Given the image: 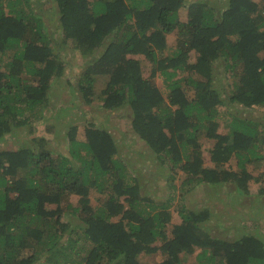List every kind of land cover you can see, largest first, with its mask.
Listing matches in <instances>:
<instances>
[{"label": "trees", "instance_id": "16d2710c", "mask_svg": "<svg viewBox=\"0 0 264 264\" xmlns=\"http://www.w3.org/2000/svg\"><path fill=\"white\" fill-rule=\"evenodd\" d=\"M46 1L57 11L58 41L32 8L36 1L0 0V140L48 107L65 70L59 50L68 46L86 60L75 89L69 84L79 102L128 108L131 129L167 186L181 173L183 187L233 186L238 205L264 202V186L252 192L257 177L247 168L264 159V111L256 109L264 108V0ZM221 106L227 132L219 129ZM81 123L61 135L65 152L55 154L44 136L0 149V264H144L142 254L157 253L156 264H184L197 249L198 264H264L260 213L232 238L213 233L209 203L197 210L181 204L172 221L173 195L145 194L143 167L132 170L109 129Z\"/></svg>", "mask_w": 264, "mask_h": 264}, {"label": "rangeland", "instance_id": "374dc122", "mask_svg": "<svg viewBox=\"0 0 264 264\" xmlns=\"http://www.w3.org/2000/svg\"><path fill=\"white\" fill-rule=\"evenodd\" d=\"M36 1V4H32V8L35 12L41 13L44 18V23L46 24V29L54 39L60 40V33L56 27L57 11L54 7L53 2H47L46 0H31ZM260 2L261 0H256ZM186 15V8H181L179 11V16L184 19ZM169 45H174V35L170 34L168 36ZM66 46L63 50H59L64 57L65 70L64 73L55 81L49 92L48 99L49 105L45 108H37L35 111L36 117L32 118V125L28 127L27 125L14 128L10 135L6 134L4 140H0V149L15 148L18 146L20 141L25 140L29 143V139L32 137H48L50 141L49 146L53 148V152H65L62 149V144L60 137L65 133L67 127L71 124H78L81 130L83 125L81 122H96V124H101L107 129L115 138L117 145L119 147L120 155L127 159V163L131 165L132 170L138 167H143L140 182L143 186V192L150 195L152 198L166 199L170 195H173L168 201V208H171L172 221L178 222L176 207H180L181 204L186 205L190 209H200L205 203H209L215 206L214 211L211 213V218L214 219L217 225L213 229V233L218 236H226L227 238L237 237L242 233V222L244 219H249V216H254L253 214L258 212L261 216H258L259 220L264 223V202L261 205H248V199L242 201V205H238L237 197L234 195L233 186H199L192 185L191 188L187 186H181V181L183 176L178 173L173 178V184L175 187L167 186L161 176L157 174V168L155 164H152L149 158L150 153L143 143L135 133H133L130 124V110L128 108H123V110H113L107 111L97 107L96 103L93 102L90 105L79 102L78 94L76 90H73L69 85L70 81L73 82V88L75 89V81L79 73L82 71L85 63V59L74 51L67 49ZM171 48V47H170ZM7 60V56H3L1 61L2 64ZM149 65L145 67L144 75L149 72ZM222 79L217 77L216 83L221 84ZM231 79H229V82ZM155 82L159 89L162 91L164 96L167 93V88L162 77L156 76ZM228 83L225 82V84ZM105 85V81L101 78L95 82L96 91L102 89ZM238 108V107H237ZM256 109L264 108L256 107ZM239 114L243 116L255 117L256 112L253 110H246L243 108L237 109ZM220 114L218 115V122L220 123L219 129L221 131L227 132V121L229 120L228 110L225 106L220 107ZM234 111V108L231 109ZM264 121V118H263ZM58 133V134H57ZM201 146L204 150L208 145V141L205 138L199 139ZM249 171L253 174L256 179L250 180V185L252 192L258 191L263 185L264 180V159L260 162H255L253 164L247 165ZM161 175V174H160ZM260 176V177H258ZM258 179V180H257ZM171 188H174L171 189ZM233 192V193H232ZM165 193L166 195H163ZM257 193V192H255ZM251 198V195L248 196ZM251 200V199H249ZM98 195L93 194L91 196L92 205H97ZM69 203L74 205L77 203V196H70L68 198ZM65 202V203H67ZM256 217V216H255ZM207 221V225H212L213 221ZM221 225V228H218ZM227 232V233H225ZM222 233V234H221ZM261 235L264 236V230L261 231ZM157 244L159 241L156 242ZM88 246V242L83 244ZM200 250H195L187 259L184 264H198L197 255ZM29 253V252H28ZM142 259L144 264H156L162 259V255L157 253L155 255L142 254ZM42 259L38 264H43ZM44 264H46L44 262Z\"/></svg>", "mask_w": 264, "mask_h": 264}, {"label": "clouds", "instance_id": "9594fccd", "mask_svg": "<svg viewBox=\"0 0 264 264\" xmlns=\"http://www.w3.org/2000/svg\"><path fill=\"white\" fill-rule=\"evenodd\" d=\"M163 195H164V194H163ZM169 197H172V196H169ZM167 198H168V197H167ZM167 198H166V199H167ZM166 199H164V200H166ZM168 201H169V200H168ZM170 210H171V208H170ZM161 260H162V259H161Z\"/></svg>", "mask_w": 264, "mask_h": 264}]
</instances>
